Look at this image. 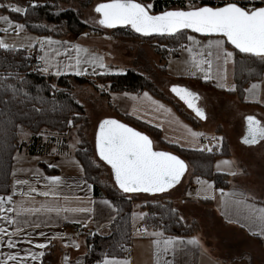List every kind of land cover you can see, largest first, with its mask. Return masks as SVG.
<instances>
[{
	"label": "crops",
	"instance_id": "1",
	"mask_svg": "<svg viewBox=\"0 0 264 264\" xmlns=\"http://www.w3.org/2000/svg\"><path fill=\"white\" fill-rule=\"evenodd\" d=\"M145 3L148 0H137ZM184 1V0H175ZM7 2H14L11 0H4ZM15 3V2H14ZM1 4V3H0ZM18 6H23L18 3ZM152 9V8H151ZM105 33V32H104ZM77 40L70 43L73 45H80L88 49L89 53H94L101 56L99 52L92 51L86 46L81 45L87 39L91 40H107L103 35V31H95L94 33H82L77 35ZM113 42L118 45V38L112 37ZM189 36V35H187ZM186 36V37H187ZM196 40H199L200 45H193L187 39L182 44L185 47H179L175 52L170 53L165 61V73L167 78L174 82L172 85L182 84L186 86L187 83L200 85L203 88L218 90L233 98L232 104L239 108L230 109L235 113V120L231 122L227 120L226 124L216 122L214 125L203 128L199 125V120L194 116L193 111H185L190 115V120L186 118L194 127H200L202 130L207 131L209 135L202 137V140L207 144H213L212 151L221 152L218 154L214 161V171L226 173L229 175V184L227 186H219L214 180L207 179L202 176H195L196 183H193V178L186 181L181 191L175 192L176 188L182 181L172 188L170 197L175 201V205L180 211L182 217L187 223L196 221L199 225L198 231L189 235H172L166 234L163 229L151 226L145 221V210L141 208L140 202L134 200L132 202L131 217H130V239L125 244V253L118 254H105L103 256H96L92 251V241L89 238L95 233L107 235L110 233V227L118 215V207L115 202L108 196L103 195L102 192L97 191L94 183L86 176L85 168L76 154L77 148L72 152L69 148L68 142L64 134L42 129L38 134L32 131H25V138L21 139L20 134L19 142L21 148L17 150L13 156L11 177L9 184V192L0 194L7 198L11 195L13 197V204H5V208L13 207L23 203L24 207L32 209H41V205L56 206L61 209H76V208H90V212H77V211H36L26 215H22L19 219L22 221L19 227L22 231L11 239L15 243L14 248L7 246L8 236L3 237L4 243L0 246V259L8 253H19L20 256H25L26 252L31 251L39 253L44 252V256L39 257L37 260L27 258L26 264H97L98 260H103L115 256L117 259L125 260L128 264H158V257L156 255V246L154 241L171 237H179L184 243H176L173 250L169 254L159 257V261H167L168 264H264V235L260 234V227L252 224L245 219L246 208L241 206H232L225 214V202L234 200H244L248 205H252L257 209H264V140H260L255 144H248L247 147L257 146L258 150H247L245 155L250 163L261 165V172H256V177L259 180L258 185L254 186L257 192L252 191L244 182H237L234 180L237 174L235 170H230L225 164H220V155L227 154L231 162H235L233 154L229 147V135L234 134L238 140L243 141V137L247 132V120L249 115L255 116L262 124H264V70L258 79L252 80L245 87V103L240 101L239 98L233 94H229L226 90L235 88V50L230 47L225 38V47L228 51L233 50L234 60H230L226 66V81H221L217 78L207 80L213 87H209L203 79L204 72L196 71L195 75L186 71L187 63L191 60V55L185 49L188 46L193 48V52H198L204 48L207 41L210 39H220L222 37L217 35H199L192 34ZM85 40V41H84ZM86 43V42H85ZM84 44V43H82ZM52 46V45H51ZM103 49L107 50V45L102 44ZM36 52L25 50L26 53H31L37 57L44 54L41 48L36 47ZM48 45H46L47 50ZM52 48H55L54 44ZM15 49V48H9ZM99 51V50H98ZM73 58L76 56V50L72 48L69 53ZM53 55V53H50ZM206 55V53H205ZM125 64L109 63L112 67L125 66L120 72L103 73V74H118L125 72L131 66L129 62L135 64V59L132 53H125ZM106 61V60H105ZM44 62V61H43ZM75 61L69 60L64 55L62 63L59 64L61 69L60 74H76L75 67L65 68V65H74ZM104 65L105 62L103 61ZM115 65V66H114ZM134 66V65H133ZM207 69V65H203ZM53 69L52 74H56V69ZM89 69V68H88ZM216 65H213L212 73L216 76ZM86 73V72H84ZM91 73V72H90ZM92 74V73H91ZM223 74V72H221ZM102 75V74H97ZM219 83H226V87H218ZM185 84V85H184ZM253 84L258 85L255 90L257 95L253 97L247 92ZM188 87V86H186ZM144 92V91H140ZM153 95V94H152ZM154 96V95H153ZM156 99L158 97L154 96ZM151 99L154 109H160L161 114L167 117L170 121L165 124H155L150 118L136 116L135 112L130 110L121 111L122 113L129 114L151 125L161 129L162 137L169 143L177 144L181 147L195 150H203L206 148H192L180 144L181 139H172L165 136L166 128H174L181 133H189L192 140L188 143L196 141L195 129H192L191 124L182 119V116L174 105L168 100H163L165 103ZM160 105L164 107L161 108ZM242 108H252L250 110ZM170 110V111H169ZM207 118V112H205ZM144 115V114H143ZM204 118V119H206ZM153 119V118H151ZM199 122V123H198ZM198 130V129H197ZM202 132V131H200ZM219 136H214L215 134ZM220 138H223L222 140ZM243 143V142H242ZM233 160V161H232ZM233 165V163H231ZM235 172V175L231 173ZM59 176L61 183L53 186L47 177ZM260 178V179H259ZM27 181L25 184H17L16 181ZM200 181H207L211 185L208 188L206 184ZM35 188L37 191L29 193V188ZM223 190V191H221ZM45 191H54L56 195L44 196L39 193ZM24 195H21V193ZM167 192V193H168ZM173 192V193H172ZM243 193V196L232 194ZM166 194V193H165ZM106 201L110 202L105 203ZM143 214V215H141ZM3 215H15V213H0ZM23 221H27L24 223ZM39 225L34 227L33 225ZM78 226L81 229L77 230ZM0 227H4L6 232L13 231L17 225L9 224L6 220L0 219ZM147 228V233L143 231ZM44 232V236L39 233ZM162 233V236H154L152 233ZM196 238L198 244H189L187 241ZM31 240L32 243L27 241ZM44 243L47 246L44 249L37 247L38 244ZM79 244V248L75 246ZM174 251V255L172 252ZM67 258V259H66ZM15 264V262H9ZM103 264V263H102Z\"/></svg>",
	"mask_w": 264,
	"mask_h": 264
},
{
	"label": "snow or ice",
	"instance_id": "2",
	"mask_svg": "<svg viewBox=\"0 0 264 264\" xmlns=\"http://www.w3.org/2000/svg\"><path fill=\"white\" fill-rule=\"evenodd\" d=\"M35 7V3L31 5ZM0 8H10L16 13H26L27 9L14 4H0ZM151 4L137 2V0H107V2L99 3L95 7V12L100 14L98 23L108 28H113L118 25H130L137 33L145 36L152 34L175 36L183 34L182 30L190 29L195 33L204 34L206 36L215 34L222 38L210 39L204 48L198 52H193V48L188 46L185 50L191 55V60L186 62V71L195 75L196 71L204 72L203 79L205 81L217 78L221 81H226V66L230 60H234V52L228 51L225 47V38L231 45L238 49L241 53L251 54L264 60V7H241L235 2L225 3L222 7L200 6L191 7L188 10H169L163 11L159 14H152L150 9ZM0 21H3L9 27H14L17 30H23L24 24L14 23L7 16H0ZM0 31H7V28L0 29ZM29 40H36L37 38L29 37ZM186 39L191 41L193 45H200V41L196 40L194 36H187ZM40 44L41 50L44 52L39 57L44 61L43 71H48L49 68H55L56 74L59 75L61 69L56 64L55 57L60 56L59 48H52L53 44H62L61 41H53L50 37H45L43 40H37ZM46 45H48L47 50ZM28 45H20V47H33ZM15 45H9L2 38H0V48L9 49ZM76 50V56L73 58L69 54V49L65 48L64 55L68 56L69 60L75 61L74 65H65V68L75 67L76 74L82 75L87 69L81 70V65H98L101 68L106 67L103 63V57L94 53H89L88 49L80 45L72 46ZM181 47H185L181 45ZM53 53V55H50ZM206 53V55H205ZM83 54V55H82ZM216 65V76L211 75L213 65ZM207 65V69L203 67ZM223 72V74H221ZM226 83H219L218 87H226ZM103 88V86H100ZM258 85L253 84L250 89L246 91L255 97L257 95L256 89ZM234 90V89H231ZM171 91L175 93L187 106L193 109L197 116L206 118L203 108L197 106L196 101L199 95L187 87L173 85ZM147 95V94H145ZM163 108V105H160ZM170 111V110H169ZM247 120V132L243 137V143L255 144L260 140H264V124L261 123L255 116L249 115ZM72 122L69 121V124ZM193 136L202 135L201 133H192ZM221 140L223 138H220ZM96 147L99 156L106 161L114 173L115 183L125 193L144 192V193H162L178 184L184 175L187 165L183 159L167 151H156L153 149L152 140L144 133L124 124L116 119L106 118L99 123L98 132L96 134ZM207 151H212L208 148ZM224 164H230V161H223ZM219 168V165L217 166ZM235 175V172L231 173ZM47 180L53 185L61 183V177L51 176ZM206 184L208 188L211 185L207 181H200ZM17 184H25L27 181H16ZM35 188H29V193L36 192ZM223 191V190H221ZM40 195L49 196L56 195L54 191H45L39 193ZM21 195H24L22 192ZM243 196V193L232 194ZM13 197L11 195L7 198L0 196V213H15V215H3L0 219L6 220L9 224L17 225L11 231L6 232L4 227H0V246L3 245V237L7 235V246L14 248L16 245L11 239L12 236L19 234L22 229L19 227L21 220L19 217L36 211H77L90 212V208H59L50 205H41V209H32L24 207L23 203L13 207L5 208V204H13ZM105 203H109L106 201ZM246 208L245 219L252 224L260 227V234L264 235V209H257L252 205H248L244 200H234L225 202V214L232 206H241ZM143 215V214H141ZM182 219V218H181ZM27 223V221H23ZM39 227V225H33ZM143 231L147 233V228ZM44 236V232L39 233ZM154 236H162V233L154 232ZM32 243L31 240L27 241ZM183 244L184 241L179 237H171L161 241L157 239L154 241L156 246V255L158 257V264H168L167 261H159V257L169 254L173 250L176 243ZM189 244H198L196 238L187 241ZM47 245L44 243L38 244L37 247L44 249ZM79 248V244H75ZM174 255V251L172 252ZM44 256V252L39 253L28 251L25 256H20L19 253H8L0 259V264H26L27 258L37 260ZM67 259V258H66ZM103 264H128L125 260L117 259L115 256L105 258Z\"/></svg>",
	"mask_w": 264,
	"mask_h": 264
},
{
	"label": "trees",
	"instance_id": "3",
	"mask_svg": "<svg viewBox=\"0 0 264 264\" xmlns=\"http://www.w3.org/2000/svg\"><path fill=\"white\" fill-rule=\"evenodd\" d=\"M20 3L27 9L26 13H16L9 8H2L9 11L16 20L23 23L29 30L54 35L56 37L67 34H81L91 27L82 19V11L74 7L63 8L61 3L70 0H46L44 2L33 3L28 0H11ZM83 5H88L93 0H75ZM198 6H215V0H197ZM258 2L256 7L264 5ZM101 0L98 3H104ZM162 2L165 4L162 5ZM218 6L225 4L224 1ZM159 7H154L152 13L173 10L174 6H179L182 10L189 9L185 6V1L159 0ZM228 3V2H227ZM4 4V3H1ZM242 7L243 2L239 1ZM96 29V28H93ZM119 35H135L143 38H158L170 43L176 51L186 40V33L189 30H182L183 34L175 36L150 35L145 36L135 32L130 26H116L111 28ZM228 45L235 50V88L226 90L233 94L240 101H245V87L252 80L258 79L264 70V60L251 54L241 53L228 42ZM163 58L166 53L161 49ZM174 51V52H175ZM25 50L0 48V194L9 192L13 156L21 148L18 137V125L23 124L35 135L42 129H48L58 133H63L69 126V121L74 124L82 123L85 120L83 107L74 98L72 82H89L95 78L77 74L55 75L42 70H32L24 60ZM165 69V65L163 66ZM97 79L110 82L111 91H135L149 90L154 96L168 100L181 113L182 116L190 120L183 108L170 97L158 91L153 83L143 73L134 68H128L123 73L102 74ZM209 87L213 85L208 81H203ZM120 120L133 127L147 133L152 139L157 140L165 149L177 153L184 158L191 166L190 180L195 176H202L214 180L219 186L229 184V175L214 171V161L221 152L195 150L181 147L174 143L165 141L160 128L142 121L129 114L122 113L114 107ZM80 134V131H79ZM90 144L81 137L76 150L77 156L82 161L86 176L91 180L97 191L110 197L118 207V215L110 227L107 235L95 233L89 238L92 241V251L96 256L105 254L125 253V244L130 239V217L131 206L135 200L133 195L123 192L119 187L107 189L100 181L98 167L90 157ZM145 210V221L147 224L163 229L166 234L189 235L199 229L196 221L187 223L175 205L173 199H159L141 204ZM182 218V219H181Z\"/></svg>",
	"mask_w": 264,
	"mask_h": 264
},
{
	"label": "rangeland",
	"instance_id": "4",
	"mask_svg": "<svg viewBox=\"0 0 264 264\" xmlns=\"http://www.w3.org/2000/svg\"><path fill=\"white\" fill-rule=\"evenodd\" d=\"M7 1V0H6ZM19 2H22V0H18ZM31 3H39L44 2L46 0H28ZM101 0H93L88 5H83L82 3L70 0L67 2H62L61 5L63 8L66 7H74L76 9H80L82 11V19L87 22L91 27L96 29H87L85 32L88 33H94L95 31H103V35L106 36L107 40L100 41V40H91L87 39V41L80 43L81 45H86L91 52L96 51L99 52L100 55L103 57V61L105 62L104 68L99 67L98 65H81V70L87 69L85 71L86 73L82 74L84 76H90L92 78H95L93 81L89 82H72L73 88L72 92L74 95V98L76 101L82 105L83 112L85 116V120L82 121V123L74 124L72 121L71 124H69L67 130L63 132L64 136L67 139L68 145L70 150L73 152L77 147L80 140V134L81 137L84 136L85 140L88 141L90 144V157L93 161V163L98 167L97 171L99 173L100 181L104 184L105 188L111 189L116 188L117 184L115 183L112 169L111 167L100 158L97 147H96V134L98 132L99 123L106 119V118H115L120 120V117L117 115L116 111L114 110V107H117L118 110L124 111L130 110L131 112H135L136 116L150 118V120H154L153 122L155 124H165L167 126L166 121H170L167 117H164L163 114H161L160 109H154V106H152L151 99H156L152 93L145 89L144 92H135V91H111L110 89V82L101 81L100 79H97V74H103V73H117L122 71V68H125V66H117L118 68H113L112 65L109 63L113 62L116 64H125L126 57H124V54L129 52L133 54L135 64L131 62L127 63L130 64L128 66H131V68H134L136 71L143 73L150 81L153 83V85L157 88L158 91L162 92V94L170 97L172 100H174L176 103H178L184 111H193V109L189 108L187 104L182 101L175 93L171 91V87L174 84L173 81L169 80L167 78V75L164 70V61L166 57L163 58L162 53L157 51V49H161L163 52L166 53L165 56H168L170 53L174 52L175 48L173 46H168L170 43L167 41L159 40L158 38H143V37H137L135 35L127 34L125 36H121L118 34L117 31L108 28L106 26L100 25L98 23L100 19V14L95 12V7L98 2ZM185 6L188 8L196 7L199 4V1L197 0H184ZM215 6H218V4L222 3L220 1L227 2H237L241 0H215ZM0 3H4V0H0ZM147 4H152V0H148L146 2ZM7 4H14L18 5L17 3L7 2ZM264 7V5L260 6ZM24 8V7H23ZM173 8L178 9L179 6H174ZM10 9V8H9ZM153 9V8H152ZM150 9V11H152ZM0 16H7L11 21L14 23H19L16 18L13 17V15L9 11H5L2 8H0ZM7 28V31H0V38H2L6 43L9 45H15V49H26L28 51L36 52V47H40L39 42L37 40H43L45 37H50L53 41H61L62 44H54L55 48H59L61 55L55 57V63L61 64L62 59L64 58V50L65 48L69 49V53L72 50V46L70 43L76 41L78 38L77 35L79 34H67L64 36L56 37L54 35H47L42 34L39 32H36L34 30H29L26 27L23 30H17L14 27H9L7 24H5L3 21H0V29ZM83 32V33H85ZM105 32V33H104ZM82 34V33H81ZM109 34L112 35L114 38H118V45H115ZM197 34L191 31H188L186 35H192ZM29 37L37 38L36 40H29ZM29 43L33 44V47H20V45H28ZM102 44L107 45V50L103 49L101 46ZM53 46V45H52ZM51 46V47H52ZM99 50V51H98ZM233 51V50H231ZM83 55V54H82ZM68 57V56H67ZM106 60V61H105ZM134 65V66H133ZM115 66V65H114ZM45 67V65H44ZM122 67V68H121ZM89 68V69H88ZM130 68V67H127ZM44 69V68H43ZM43 71V70H42ZM47 73L54 72L53 69L49 68L48 71H44ZM92 74H91V73ZM60 75V74H59ZM179 86H182V84H176ZM185 85V84H184ZM100 86H103L101 88ZM186 86L193 92L198 93L199 99L196 101L197 106L204 109L205 112H207V118H201L196 115L195 111V117L197 120H199V125L201 124V127L206 128L209 126L214 125L216 122H219L220 124H226L227 120H230L231 122H234L235 120V113L230 109L239 108L238 106H235V104H232L231 97L227 96L226 94L219 92L218 90L203 88L200 85L193 84V83H187ZM185 86V87H186ZM147 94V95H145ZM158 99V98H157ZM156 99V100H157ZM160 102L165 103L163 100L158 99ZM246 110H250L252 108H242ZM144 114V115H143ZM181 115V113H180ZM182 116V115H181ZM153 118V119H151ZM182 119L184 121L189 122L186 120L184 116H182ZM190 123V122H189ZM191 124V123H190ZM192 129H195V133H201L202 135L196 136V141L192 143L187 142L192 140V136L189 133H181L178 132L174 128H166L165 136L172 139H181L180 144L189 146L192 148H213V144H207L205 145V142L202 140V137H207L209 133L207 131L202 130L200 127H194L191 124ZM198 129V130H197ZM25 131H30L27 127H25L23 124L18 125V135L20 134V138H25ZM80 131V134H79ZM202 131V132H200ZM41 132V131H40ZM215 134V133H214ZM214 136H219L215 134ZM229 147L233 154V159L235 162H231L229 160V156L227 154L220 155L219 160V166L223 161H230L233 163V165L225 164L227 168H231L230 170H235L236 175L234 177V180L237 182L246 183L252 191L257 192V189H255L254 186L258 185L259 180L256 177V172H261V165H256L253 163H250L245 155V151L247 150H258L260 147L257 148V146L247 147L248 144L242 143L240 140L236 138L234 134H230L229 137ZM154 147L157 149H165V147L160 144L157 140H154ZM233 161V160H232ZM224 165V163H222ZM188 171L186 175L184 176V179L182 183L176 188L175 192L181 191L183 188V185L186 184V181H188V178L191 174V166L188 163ZM263 169V167H262ZM260 179V178H259ZM262 182H264L263 179H260ZM193 183H196V177L193 178ZM170 193L168 192L166 194H160V195H145V194H133L128 195L129 197H133L135 200H138L140 202V205L142 203H146L148 201H156L159 199H172L170 197ZM173 193V192H172Z\"/></svg>",
	"mask_w": 264,
	"mask_h": 264
},
{
	"label": "built area",
	"instance_id": "5",
	"mask_svg": "<svg viewBox=\"0 0 264 264\" xmlns=\"http://www.w3.org/2000/svg\"><path fill=\"white\" fill-rule=\"evenodd\" d=\"M159 0H152V8L154 7H159ZM164 1V0H163ZM241 2H243V4L245 5V7L247 8H252V7H256L258 2H263L262 0H241ZM165 4L164 2H162V5ZM24 60L25 63L34 71L36 70H43L44 68V62L39 59V57L31 54V53H25L24 54ZM77 230H80L81 228L76 226L75 227ZM103 260H98L97 264H102Z\"/></svg>",
	"mask_w": 264,
	"mask_h": 264
},
{
	"label": "water",
	"instance_id": "6",
	"mask_svg": "<svg viewBox=\"0 0 264 264\" xmlns=\"http://www.w3.org/2000/svg\"><path fill=\"white\" fill-rule=\"evenodd\" d=\"M137 2H139V1H137ZM235 3H237V2H235ZM239 6H241L239 3H237ZM223 6V5H222ZM222 6H216V7H222ZM210 7H214V6H210ZM242 7V6H241ZM173 10H177V9H173ZM186 10H188V9H186ZM169 11V10H168ZM151 13H152V11H151ZM161 13V12H160ZM152 14H159V13H152ZM118 26H126V25H118ZM128 26H130V25H128ZM131 27V26H130ZM134 30V29H133ZM186 30H189V31H191V32H193L192 30H190V29H186ZM135 31V30H134ZM136 32V31H135ZM195 33V32H194ZM140 34V33H139ZM197 34H199V35H204V34H200V33H197ZM143 35V34H142ZM152 35H159V34H152ZM212 35H215V34H212ZM148 36H150V35H148ZM172 88V87H171ZM194 111V110H193ZM112 119H115V118H112ZM116 120H118V119H116ZM120 122H122V123H124V124H127V123H125V122H123V121H121V120H119ZM128 126H130V127H132V128H134V129H136L137 131H139V132H141V133H144V134H146L151 140H152V142H153V149L154 150H156V151H167V152H170V153H172V154H174V155H176V156H179L177 153H175V152H173V151H170V150H167V149H157V148H155L154 147V141H153V139L147 134V133H145V132H143V131H141V130H139V129H137V128H135V127H133L132 125H129V124H127ZM181 159H183L184 161H185V163H186V165H187V169H186V171H185V173H184V175L182 176V178H181V180H180V182L182 181V179L184 178V176L186 175V173H187V171H188V163H187V161L184 159V158H182L181 156H179ZM106 162V161H105ZM107 163V162H106ZM110 166V165H109ZM111 167V166H110ZM112 173H113V171H112ZM113 177H114V173H113ZM114 180H115V177H114ZM179 182V183H180ZM178 183V184H179ZM178 184H176V185H174L172 188H174L175 186H177ZM118 186V185H117ZM119 187V186H118ZM172 188H170V189H168L167 191H165V192H162V193H144V192H134V193H129V194H145V195H160V194H165V193H167L168 191H170Z\"/></svg>",
	"mask_w": 264,
	"mask_h": 264
}]
</instances>
